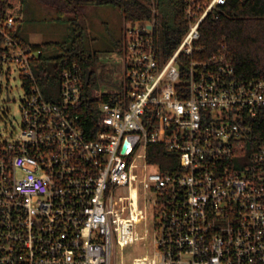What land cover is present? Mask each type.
Segmentation results:
<instances>
[{"label":"built area","instance_id":"2783aa9c","mask_svg":"<svg viewBox=\"0 0 264 264\" xmlns=\"http://www.w3.org/2000/svg\"><path fill=\"white\" fill-rule=\"evenodd\" d=\"M185 3L171 54L155 0L150 20L124 18L107 92L0 16V69L15 65L26 91L19 134L0 137V264H264V77L239 79L228 51L204 55L201 26L227 0ZM152 145L178 154L173 170Z\"/></svg>","mask_w":264,"mask_h":264},{"label":"trees","instance_id":"16d2710c","mask_svg":"<svg viewBox=\"0 0 264 264\" xmlns=\"http://www.w3.org/2000/svg\"><path fill=\"white\" fill-rule=\"evenodd\" d=\"M40 4L53 8L58 20L68 17L71 34L64 41H49L34 46L49 50L45 61H55L60 68L78 62L85 69L89 68L92 80L104 78L105 70L99 66L98 53L89 48L87 29L81 21L88 6H113L127 21L146 22L153 16L152 0H36ZM159 10L160 38L168 54L181 43L188 30L185 19V0H155ZM13 0H0V16L8 15ZM16 39L28 46L20 35V28L13 33ZM204 55L218 51H228L234 61L236 75L239 79H259L264 77V0H227L218 11V16H208L201 26V40ZM101 72L98 73V70ZM185 71V70H184ZM98 102L89 95L81 110L87 124L96 112ZM93 113L92 115H90ZM158 156H153L154 153ZM173 159V162H167ZM150 161L159 163L165 171L173 170L178 161V154L169 152L162 145L150 146Z\"/></svg>","mask_w":264,"mask_h":264},{"label":"rangeland","instance_id":"374dc122","mask_svg":"<svg viewBox=\"0 0 264 264\" xmlns=\"http://www.w3.org/2000/svg\"><path fill=\"white\" fill-rule=\"evenodd\" d=\"M8 14L18 20L20 35L28 45L40 46L49 41H64L70 37L69 18L58 20L53 8L36 0H13ZM16 20V21H17ZM87 29V42L92 51L98 53L99 66L105 70L104 78L89 86V91L107 92L118 84L122 76V54L119 51L124 16L113 6H88L81 18ZM46 54L51 51L45 50ZM0 69V137L18 135L22 123V104L26 98L20 75L15 65H4ZM10 97L11 101L7 100ZM140 256L146 253L140 245L136 249Z\"/></svg>","mask_w":264,"mask_h":264},{"label":"crops","instance_id":"0c3cea01","mask_svg":"<svg viewBox=\"0 0 264 264\" xmlns=\"http://www.w3.org/2000/svg\"><path fill=\"white\" fill-rule=\"evenodd\" d=\"M17 20V19H16ZM17 27L19 28V25H18V20H17Z\"/></svg>","mask_w":264,"mask_h":264},{"label":"water","instance_id":"95a60500","mask_svg":"<svg viewBox=\"0 0 264 264\" xmlns=\"http://www.w3.org/2000/svg\"><path fill=\"white\" fill-rule=\"evenodd\" d=\"M10 100V99H9Z\"/></svg>","mask_w":264,"mask_h":264}]
</instances>
